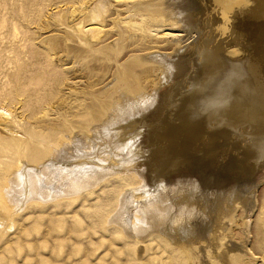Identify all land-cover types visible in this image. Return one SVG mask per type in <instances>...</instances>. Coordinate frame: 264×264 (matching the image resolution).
<instances>
[{
  "label": "rangeland",
  "instance_id": "1",
  "mask_svg": "<svg viewBox=\"0 0 264 264\" xmlns=\"http://www.w3.org/2000/svg\"><path fill=\"white\" fill-rule=\"evenodd\" d=\"M223 3L0 0V165L18 157L10 150L14 146L27 155L38 149L45 152L59 135L88 134L86 128L113 114L116 100L111 98L116 95L130 91L137 95L141 90L138 94L149 97L135 122L121 121L97 142L85 135L86 147L69 141L78 149L70 148L65 158L53 159L67 165L85 162L109 167L113 165L111 153L120 151L115 147L120 138L115 132L122 128L138 145L139 172L131 185L124 186L130 173L116 171L91 191L80 192L75 201L37 204L24 198L10 209L0 204V264H264V148L259 156H250L248 151L257 141L253 133L260 131L259 125L238 120L237 128L230 126L227 135H216L213 145L207 144L208 133H202L199 150L178 167L165 169L160 186L152 179V163L147 158L155 155L151 137L160 115L170 110V99L177 102L193 93L205 39L211 38V48L225 54L229 48L241 47L243 52L232 57L252 62L255 79L253 89L244 96L256 104L254 92H264V85L263 92L260 88L264 41L257 44L261 40L255 37L260 35L256 28L263 26L264 16L256 20L237 13L225 33L217 27L223 19ZM249 21L253 22L251 37L244 34ZM204 144L211 149L206 150ZM125 152L118 157H127ZM22 160L23 167L17 171L34 167L29 159ZM164 186H169L166 192H162ZM122 192L127 198L122 220L126 230L133 226L136 201L149 195L152 201L165 193L159 199L164 205L168 202V220L161 227L167 232L136 240L120 233L115 222L106 224V217L119 208L117 197ZM186 192L196 194L192 217H180L181 209L189 205L179 193ZM141 194L140 199L135 197Z\"/></svg>",
  "mask_w": 264,
  "mask_h": 264
},
{
  "label": "bare ground",
  "instance_id": "2",
  "mask_svg": "<svg viewBox=\"0 0 264 264\" xmlns=\"http://www.w3.org/2000/svg\"><path fill=\"white\" fill-rule=\"evenodd\" d=\"M232 2L238 4V7H236L237 5L234 6ZM222 9L224 11L222 15L223 19L221 23L218 21L219 24L217 23L218 24L217 27L219 30L221 29L226 33L227 29L231 28L233 15L236 16L235 14L237 13L246 14L248 18L250 15L254 16L253 19L256 18L259 19L260 17L262 18L264 16V0H233V1L224 0ZM253 19L252 21L254 22ZM250 21L245 22V26H244L247 31V32L245 31L246 33L244 34L245 35L247 34L249 37H251L253 34L251 30V26H252L251 23L253 24V22ZM170 23H172L171 20ZM210 25H213V23L211 22ZM172 26L174 25L172 24ZM257 27L258 28L256 27L255 28L256 30L260 29V35L258 34V36L255 37H259V40H261L259 42L258 40H256L258 42L257 44H259L260 42L264 41V24L263 26L260 24V28L259 25H257ZM245 35L243 36L245 37ZM255 35H257V33ZM205 40L206 42L204 46L202 47L200 46L202 51L200 58L202 60L199 62L197 66V73L195 76L196 82L192 89L193 93L191 94V96L189 95V98L186 99L182 97L181 100L177 102H174L175 99L173 98L170 99L172 100V102L171 101H170L171 103L168 102L170 103V105L168 104L167 107L168 108L171 107V108H169L170 110H166V112L160 115L156 124L158 126V127L156 126V128L158 129L154 131V134L151 137L152 144L155 147V155L149 154L150 156L148 155L149 157L147 158H149L150 163H152L150 168L152 169V179L154 181H157L156 182V184L158 183L157 186L161 185V179L164 176L163 172L165 169H167L168 167H172V168L176 166L178 167L181 162L194 155L191 154L192 151L199 150L198 149L199 144L200 143L202 144V141L204 139L202 133L204 132L208 133L209 143L207 142V144L213 145L215 142L214 137L216 135L218 136L221 133L227 135L228 134L227 131L229 130L230 126L237 128L239 124V122H237L238 120L239 121L241 120V122L252 121L255 124V127L259 125L260 128L258 129L260 131L258 133H253L255 136L254 140L257 141L254 142V145H251L249 147L248 151L250 156L251 155L259 156L260 153L263 152L262 149L264 148V104H263L264 92H263V88L261 87L264 85L262 84L263 82L260 83V88L262 89L261 92L263 93L261 94L258 89L256 90V92H254L256 93L254 97L252 96L253 95L252 93L251 96L255 98L256 104L253 98L251 104V102L247 101L244 95L246 90H248L249 88L251 90V88L253 89L254 87L255 79L252 76L253 73L252 68L254 66L252 65V62L247 64L243 60H240L241 58L239 59V57L238 59L232 57L234 56V54L243 52L241 47L238 48L235 47L236 49L229 48L230 50L229 51L227 50L228 53L225 54L224 52H220V48L217 49L215 46L211 48V44H210L212 42L211 38H207ZM260 47H261L260 49L261 52L259 51L261 54L260 56H262L261 58L264 59V49H263L264 47L262 46ZM244 48L245 47H243V49ZM254 56L255 53L253 54L252 59H254ZM167 66H169V64ZM248 72H251L250 77L247 75ZM205 89H213V90L205 91ZM125 92H128V90ZM139 92H136L137 93L136 95L135 93L130 91L129 93H126L124 95H120V96L118 95V97L117 95L114 96L113 94L114 98L117 97L116 99L111 98L112 100H116V102H112L115 103L116 105L115 108L112 107L111 112H113L114 109L113 114L112 115L108 114L109 116L108 117L106 116V119H103L105 118L103 117L101 119L102 122L98 124L95 123V125H93V128L90 127L86 128L85 130L86 133L88 132V134L83 133L80 136L74 133L59 135L57 138L51 140L48 149L45 150V152L39 149L38 150L34 149L35 151L33 152V154L24 155L25 153H22L21 147L19 145L17 147L14 146L13 148L10 147L12 149L8 148L10 150H13L12 155H18V157L17 158L14 157V160L4 162L3 164L0 165V204L10 209L9 207L13 206L14 205L13 203L19 201L20 203H22V200L24 198L30 199V202L33 201L37 204H45L51 201L57 203H60L65 200L68 202L75 201L78 198V194L80 192L83 193V191L85 190L91 191V188H95L99 186L102 183V181L106 180L107 177H109L111 174L115 173L116 171H123L126 173H130L128 174L130 177H128L126 182L124 181L125 182L124 186L126 187L130 186L131 185L130 180L134 179L135 177H138L137 171L139 172V170L137 169V167L139 166V162L136 161L135 159L136 155H139V153L138 154L136 153L138 152L137 151L138 145H135L136 142L135 137H132L131 135H129L131 137L129 136L126 137L125 136L126 132L122 128L117 129V132H115L117 134V137H120L115 141V147L118 149V151L119 150L120 151L119 153L116 152L113 154L111 153V155L109 154L110 155L109 158L113 163V165L110 164L111 166L109 167L105 168L99 165L85 164V162H81L79 164L72 163L67 165L63 163V161L58 162L53 159H57V160L63 159L65 158V156L68 155L69 152L67 151L70 150V148L74 149V145H70L71 143L69 144V141L70 142L75 141L80 147L81 146L86 147L89 145L85 141V137H84L85 135H88L93 142H97L96 138H100L102 140L104 137L106 138L107 135L109 136V134L112 133L116 127L119 126L118 123H120L121 121L124 122L127 121L128 119L133 120L137 114H140L148 106L149 97L147 98L145 96H142L141 93H140L141 95L138 94ZM187 92L191 93L192 91L190 89V91ZM109 106L107 108H111ZM238 110H242L243 112L241 114L236 113ZM135 121L136 119H134V122ZM223 124H225V126H223ZM209 127H211L210 130ZM72 138H75V140L73 139L71 141ZM4 143L6 144V142ZM260 144H262V146ZM206 145L205 144L203 145L204 148L206 150H209L210 146L209 145L206 146ZM150 147H152V145ZM123 149H126L125 154H127V157L125 158L122 157L124 154L121 156L122 158L118 157L119 154L123 152ZM4 150L6 151V149ZM149 150L151 151V149ZM23 158L29 159V164L34 165V167L33 168L29 167L27 169L17 171L20 167L21 168L23 167V164L21 166ZM107 163L109 164V162ZM158 180L160 182H158ZM166 186L163 187L164 191L162 192L167 191V188H169V186L165 188ZM164 194L161 193L159 195L163 196ZM141 196L143 195L142 194L135 195V197L138 198ZM155 196L157 195L155 194ZM160 196L156 198L153 197L152 201H151L152 196L150 195L146 199L144 198L141 201L139 200L136 201L138 204H136L137 207L134 210L135 216L133 218L131 217L135 223L132 221L131 224H133V226H128L129 230H126L125 227L126 225L122 223V220H124L123 215L126 212V210L123 209L124 207L123 202L126 201L127 198L125 197V194L123 195L122 192L117 197V203L119 208L118 209L116 208V211L112 215L109 214L108 215L109 217L108 216L106 217L105 223L108 224L109 222H115L117 225V229L120 233L132 239L134 238L136 240H141L150 235L152 236L156 232L159 234L161 232L162 233L167 232L166 230L161 229V227L163 225L166 226L163 223L166 222L165 220H168L165 216L166 215L165 209L168 202L166 203V205H164L163 201L162 203H160V199H159L161 198ZM179 198H181L184 201V203L188 204L190 207V208L188 207V209L186 210L181 209L182 211H180V213L182 215L180 217H184L186 214L191 216L194 212V208L191 206L195 202L196 194L192 192H186V194L179 193ZM169 216L171 215H168V217ZM144 223L146 224V226L150 225V227L146 228V226H144Z\"/></svg>",
  "mask_w": 264,
  "mask_h": 264
}]
</instances>
